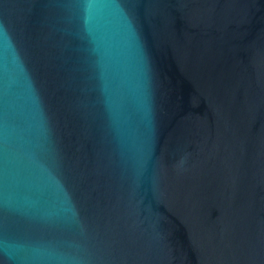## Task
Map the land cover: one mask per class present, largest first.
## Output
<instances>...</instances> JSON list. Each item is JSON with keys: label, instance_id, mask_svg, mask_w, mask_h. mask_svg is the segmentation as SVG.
I'll return each instance as SVG.
<instances>
[{"label": "water", "instance_id": "1", "mask_svg": "<svg viewBox=\"0 0 264 264\" xmlns=\"http://www.w3.org/2000/svg\"><path fill=\"white\" fill-rule=\"evenodd\" d=\"M0 264H264V0H0Z\"/></svg>", "mask_w": 264, "mask_h": 264}]
</instances>
